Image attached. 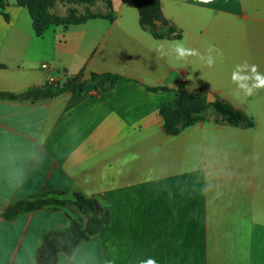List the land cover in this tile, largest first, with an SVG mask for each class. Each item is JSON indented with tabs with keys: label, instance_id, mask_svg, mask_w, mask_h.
Here are the masks:
<instances>
[{
	"label": "crops",
	"instance_id": "0c3cea01",
	"mask_svg": "<svg viewBox=\"0 0 264 264\" xmlns=\"http://www.w3.org/2000/svg\"><path fill=\"white\" fill-rule=\"evenodd\" d=\"M6 1L0 92L81 71L123 79L36 102L0 99V264H39L44 237L70 228L58 208L2 217L57 191L111 208L110 225L57 264H264V89L246 96L231 80L245 61L264 74V0H160L162 29L180 34L168 39L141 26L135 0H107L112 19L49 26L40 36L29 9ZM176 42L200 56L178 59ZM180 88L231 103L253 127L218 124L210 107L170 135L160 109Z\"/></svg>",
	"mask_w": 264,
	"mask_h": 264
},
{
	"label": "trees",
	"instance_id": "16d2710c",
	"mask_svg": "<svg viewBox=\"0 0 264 264\" xmlns=\"http://www.w3.org/2000/svg\"><path fill=\"white\" fill-rule=\"evenodd\" d=\"M51 0H16L17 4L27 7L33 20V27L37 35H42L49 26H72L86 22L88 19L105 16H94L82 20L49 19L45 15L47 3ZM139 9L140 23L143 28H153L157 22L168 24L160 9V0H135ZM7 5L6 0H0V8ZM112 19V16H106ZM175 28H170L166 35L154 34L155 38L168 39L180 38ZM177 33V34H176ZM0 67H2L0 65ZM123 77L118 74H92L89 79H83V72L61 83L52 81L42 87H32L21 93L0 92V99L36 102L44 99L59 97L65 93H83L89 85L97 90L114 88ZM149 91L168 90L166 88H150ZM178 97L165 103L160 113L165 122L166 131L170 135H177L188 127L206 119L207 110L212 107L215 111L213 121L218 124L235 127L251 128L254 123L243 111L235 108L231 103L217 99L214 103H208L206 92L191 94L180 88ZM97 200L87 198L80 193L66 196L57 191L46 193L31 200L21 201L11 205L2 215L5 220L11 221L17 217L41 209H63L70 219V228L49 232L43 240L42 246L37 251L39 264H57L60 254L71 256L76 247L83 241H88L105 230L111 222L110 206H102L99 214L96 210Z\"/></svg>",
	"mask_w": 264,
	"mask_h": 264
},
{
	"label": "rangeland",
	"instance_id": "374dc122",
	"mask_svg": "<svg viewBox=\"0 0 264 264\" xmlns=\"http://www.w3.org/2000/svg\"><path fill=\"white\" fill-rule=\"evenodd\" d=\"M110 13V3L107 0H51L45 8L47 18L59 20H82L94 16H107ZM162 22H157L150 29L154 34L166 35L167 32L162 29Z\"/></svg>",
	"mask_w": 264,
	"mask_h": 264
},
{
	"label": "clouds",
	"instance_id": "9594fccd",
	"mask_svg": "<svg viewBox=\"0 0 264 264\" xmlns=\"http://www.w3.org/2000/svg\"><path fill=\"white\" fill-rule=\"evenodd\" d=\"M199 3L202 4H211L213 0H199ZM178 59H186L187 57L200 56V53L196 49L186 48L180 42H176V46L173 49ZM215 51V49H209V53ZM161 54H166L161 52ZM219 54V53H218ZM204 59V57H201ZM215 58L209 54L206 63L209 67H212L215 64ZM232 82L241 90L246 96H251L256 90L264 89V74L260 73L257 70V66L252 64L250 65L246 61L242 64H237L231 74ZM143 264H156V261L149 259Z\"/></svg>",
	"mask_w": 264,
	"mask_h": 264
},
{
	"label": "water",
	"instance_id": "95a60500",
	"mask_svg": "<svg viewBox=\"0 0 264 264\" xmlns=\"http://www.w3.org/2000/svg\"><path fill=\"white\" fill-rule=\"evenodd\" d=\"M210 98H212V100ZM215 101H216L215 97L213 95L209 94L207 97V102L208 103H214ZM96 210L99 214L102 212V208H101V205L99 203H96Z\"/></svg>",
	"mask_w": 264,
	"mask_h": 264
}]
</instances>
